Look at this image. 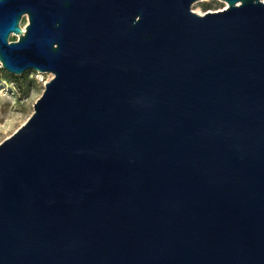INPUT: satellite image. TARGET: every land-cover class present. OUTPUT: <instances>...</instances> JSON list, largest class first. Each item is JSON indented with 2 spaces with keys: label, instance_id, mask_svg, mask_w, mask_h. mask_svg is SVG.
Listing matches in <instances>:
<instances>
[{
  "label": "water",
  "instance_id": "water-1",
  "mask_svg": "<svg viewBox=\"0 0 264 264\" xmlns=\"http://www.w3.org/2000/svg\"><path fill=\"white\" fill-rule=\"evenodd\" d=\"M198 1L0 0L2 68L55 76L0 145V264H264V0Z\"/></svg>",
  "mask_w": 264,
  "mask_h": 264
},
{
  "label": "rangeland",
  "instance_id": "rangeland-1",
  "mask_svg": "<svg viewBox=\"0 0 264 264\" xmlns=\"http://www.w3.org/2000/svg\"><path fill=\"white\" fill-rule=\"evenodd\" d=\"M228 7L229 5L221 0H202L193 5L192 11L204 15L208 12L223 11ZM23 24L26 30L29 25L27 16L22 19L21 27ZM18 40L16 35L10 37V42ZM54 77L52 73L38 71L15 76L6 72L0 63V145L30 120L35 112V104Z\"/></svg>",
  "mask_w": 264,
  "mask_h": 264
},
{
  "label": "bare ground",
  "instance_id": "bare-ground-1",
  "mask_svg": "<svg viewBox=\"0 0 264 264\" xmlns=\"http://www.w3.org/2000/svg\"><path fill=\"white\" fill-rule=\"evenodd\" d=\"M206 1H207V0H206ZM22 28L25 30V26H24V24H23Z\"/></svg>",
  "mask_w": 264,
  "mask_h": 264
}]
</instances>
